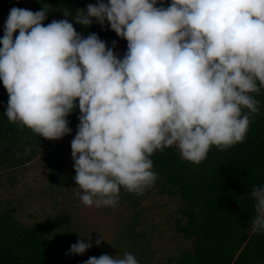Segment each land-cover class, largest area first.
I'll return each instance as SVG.
<instances>
[{
	"label": "clouds",
	"instance_id": "1",
	"mask_svg": "<svg viewBox=\"0 0 264 264\" xmlns=\"http://www.w3.org/2000/svg\"><path fill=\"white\" fill-rule=\"evenodd\" d=\"M63 13L44 23L43 6L10 8L0 83L8 120L39 137L71 133L68 116L79 109L70 147L83 204L115 207L122 188L140 194L151 187L156 150L175 146L199 163L212 146L245 139L261 103L254 93L264 87V0H96ZM94 21L127 42L122 56L116 41L108 46L74 28ZM247 196L250 230L264 233V183ZM79 236L68 254L92 247L90 234ZM82 264L139 261L131 252L103 253Z\"/></svg>",
	"mask_w": 264,
	"mask_h": 264
},
{
	"label": "trees",
	"instance_id": "2",
	"mask_svg": "<svg viewBox=\"0 0 264 264\" xmlns=\"http://www.w3.org/2000/svg\"><path fill=\"white\" fill-rule=\"evenodd\" d=\"M30 1L28 9L37 11L43 6L49 12L44 23L64 18L63 12L86 10L81 0ZM0 4L3 8L11 4L23 7L20 0H2ZM74 28L85 35L97 33L108 46L116 41V52L121 45V38L107 24L102 29L94 21L85 29L74 23ZM254 95L261 103L259 111L251 116L243 141L223 149L212 146L199 163L182 159L175 146L154 151L150 157L157 173L154 184L140 194L122 188L118 204L103 207L117 211L119 232L114 245L99 249L91 239L92 247L82 255L68 254L70 245L81 238L79 235L87 236L94 230L72 213V197H66L69 202L58 204L57 211L51 215L32 223H25L17 216L22 208L20 204L1 205L0 264H82L90 256L124 252L133 253L139 264H264V233L250 230L254 212L247 196L254 185L264 183V87ZM7 100L8 94L0 83V166L13 170L31 162L51 139L10 122L4 114ZM78 115L77 108L68 116L69 127L78 121ZM4 173V181L13 186L14 174ZM50 180L55 183V178ZM61 189L57 186V191ZM154 190L179 200L174 226L186 244L176 255L161 261L143 244L147 233L139 231L143 203Z\"/></svg>",
	"mask_w": 264,
	"mask_h": 264
},
{
	"label": "rangeland",
	"instance_id": "3",
	"mask_svg": "<svg viewBox=\"0 0 264 264\" xmlns=\"http://www.w3.org/2000/svg\"><path fill=\"white\" fill-rule=\"evenodd\" d=\"M2 0H0L1 2ZM18 1V0H16ZM23 8H29L30 0H20ZM85 5L95 3L94 0H81ZM165 6L171 0H163ZM14 5H7L6 8L0 4V28L3 29L5 19L9 10ZM127 42L121 39V45L117 53L121 56L125 52ZM70 128L71 133L61 139L50 140L47 148L38 152L35 158L25 166L16 167L11 170L8 167L0 166V206L21 205L17 216L25 223H32L39 217H47L57 211L58 204L63 205L69 202L66 197H72L71 211L80 222H86L94 229L90 233L94 239V247L103 249L108 244L114 245L118 237L119 224L115 220L117 211L104 210L103 207L87 206L83 204L76 194L80 191L73 179L75 171L71 157L70 142L76 133L77 124ZM41 149V148H40ZM18 157L20 155L18 154ZM4 171L14 174V184L4 181ZM55 178V183L50 179ZM52 185L54 187L52 188ZM57 186L61 190L57 191ZM69 205V204H68ZM179 207V200L165 194H158L156 190L143 203V222L139 231L147 233L143 244L148 245L153 252L154 258L158 261L166 260L171 255H176L186 244L175 230L174 221L177 217L176 210ZM101 238L99 245L95 244L96 239Z\"/></svg>",
	"mask_w": 264,
	"mask_h": 264
},
{
	"label": "crops",
	"instance_id": "4",
	"mask_svg": "<svg viewBox=\"0 0 264 264\" xmlns=\"http://www.w3.org/2000/svg\"><path fill=\"white\" fill-rule=\"evenodd\" d=\"M19 1V0H18Z\"/></svg>",
	"mask_w": 264,
	"mask_h": 264
}]
</instances>
